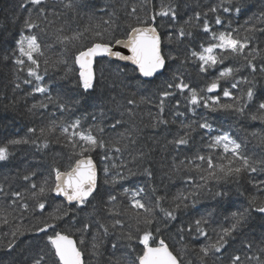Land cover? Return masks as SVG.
<instances>
[{"label":"snow or ice","instance_id":"6c2138e0","mask_svg":"<svg viewBox=\"0 0 264 264\" xmlns=\"http://www.w3.org/2000/svg\"><path fill=\"white\" fill-rule=\"evenodd\" d=\"M256 3L257 11L244 25L232 27L233 14L252 11L256 5H248L247 0H217L207 6L200 0L195 7L188 0H114L100 7L103 15L98 16L91 11L97 6L88 0H18L19 15L13 13L8 23L19 24L20 31L0 59L11 60L16 73H26L23 84L35 82L29 94L44 95L61 112L83 107L87 117L30 127L32 135L9 139L0 146V162L13 155L10 146L31 145L42 151L55 142L67 149L63 163L53 162L41 179L35 169H29L20 176L22 185L0 184V253L8 258L7 264H90L93 259L101 264L109 236L115 239L103 264H194L187 245L170 247L161 238L162 228L177 221L178 213L196 209L203 191L211 190L210 183H238L242 176L264 172V136L252 134L262 151L249 154L245 140L214 128L209 115L224 113L237 120L264 122V86L260 84L264 80V0ZM82 13L86 23L73 28V16L81 18ZM182 14L187 18L181 23ZM162 27L168 29L163 36ZM198 40L204 43L197 44ZM171 44L176 47L166 48ZM55 45L62 51L53 60L48 52ZM229 59L237 64L222 68L211 80L205 77L203 87L186 82L188 65L195 63L198 74H206ZM173 61L178 63L174 66ZM105 64L112 66L116 76L113 90L117 84L120 89L121 100L109 96L112 108L94 99L105 79L101 67ZM42 65L44 74L49 67L64 66L61 79L67 83L55 97L51 85L40 83L45 79ZM169 72L171 78L157 85L151 96L140 95L137 100L135 95H125L132 87L137 92L149 89ZM16 80L19 89V75ZM178 94L183 96L184 111L181 100H170ZM48 103H34L28 112L41 114L36 110L46 109ZM166 103L173 104V116L185 117L175 133L168 126L177 120L164 117ZM142 104L157 109L144 125L152 129L153 141L158 144L163 138L164 147L171 146L175 153L165 174L169 179L179 176L189 186L170 201L167 195L157 194L156 187L148 195L145 187L122 183L139 175L153 177V148L140 146L144 129L136 123ZM199 109L206 110L199 119H187V112L196 116ZM88 117L91 122L83 123ZM198 129L203 130V144L189 156L187 149ZM93 153L102 157V165ZM254 186L264 190V181ZM212 195L223 201L229 192L219 189ZM52 203L57 206L46 212V205ZM218 214H200L177 227L179 242L185 240L184 233L204 241L192 248L195 264H264V200L249 198L242 210L231 211L227 226L219 225ZM255 220L261 221L259 237L253 234ZM237 240L240 247L229 251ZM17 255L22 259H16ZM0 264H4L2 259Z\"/></svg>","mask_w":264,"mask_h":264},{"label":"trees","instance_id":"16d2710c","mask_svg":"<svg viewBox=\"0 0 264 264\" xmlns=\"http://www.w3.org/2000/svg\"><path fill=\"white\" fill-rule=\"evenodd\" d=\"M55 2V0H53ZM90 4L96 5V8H93L91 11L96 12L98 16H102L103 13L99 12L100 7H104L113 3L114 0H88ZM192 7L196 6V3L200 0H188ZM217 0H202L203 6H207L209 3H216ZM248 5H256L252 11H242L239 16L235 14L232 15V27H237L238 25H244L245 21L253 15L258 9L256 0H247ZM18 0H0V57H2L6 51L10 50L11 45L14 42V37L17 32L20 31L19 24L11 25L8 23V20L12 17L13 13L19 15L17 11ZM186 16H183V19H186ZM86 23V17L83 13L81 18H76L73 16L71 21V26L76 28L77 26H83ZM7 25L8 31H4L5 26ZM219 27V26H217ZM162 36L168 32V29L161 28ZM200 37H206L204 33H198ZM204 43V40H198L197 44ZM175 44L166 45V48H175ZM191 47V45H189ZM183 48V45L181 46ZM61 48L59 45L53 46L48 55L56 60L61 55ZM261 61L257 60L259 64ZM174 66L178 63L177 61L171 62ZM237 61L232 59L226 60L223 65H217L214 69H209L208 73H199L197 70V65L192 63L188 65L185 72L186 82L192 84L193 86H204L205 77L208 80L214 78L218 74L219 70L227 66L236 65ZM102 70L104 73L105 79L101 81V87H98L95 94V101L97 104L103 103L106 108H112L113 105L109 101L110 95H115L117 100H121V97L117 95V92L120 90L119 85H116V90H113L112 81L116 80L113 68L111 65L105 64L102 65ZM174 70V69H173ZM64 66L61 65L58 68L49 67L46 74L43 73L42 65V75H45L44 81H41V84L51 85L50 91L53 97H55L58 91L62 86L66 85V81L61 79L64 75ZM242 73L247 75V71L242 69ZM17 75L21 78V88L16 89L15 83L17 82ZM26 73H16L14 66L11 60L0 59V146H2L7 140L12 138H19L32 135L28 132L30 127H41L53 120H70L80 117H87V112L83 107H76L71 110V112H61L54 103H48L45 100V96L39 93L29 94L33 88L35 82L32 85H25L22 83V79ZM170 79L171 73H165L159 80H156L155 83L150 86L149 89H140L139 92L136 91L134 87L125 90V95L132 96L135 95L136 99L139 100L140 95L151 96L152 92L155 91L156 86L161 84L165 78ZM222 84L225 82L222 81ZM261 86H264V80L260 81ZM209 95H215L209 94ZM155 100L156 98L153 97ZM177 99L182 101L181 111H184L183 107V96L177 95L170 98L171 101H176ZM221 100L224 98L221 96ZM40 101H45L48 103L46 109H37L38 115H32L28 112V109L35 103L38 104ZM92 109L89 107L88 111ZM174 108L173 104L166 103L164 117L171 120H177L175 124H169V128L172 129L175 133L179 128V120L185 119V117H175L172 115ZM157 109L153 104H142L138 111L136 118V123L140 125L143 131V139L141 145L148 144L153 148L151 154V168L153 171V177L149 180L146 176H136L130 180L123 181L124 187L132 186H142L145 187L148 195H151V189L156 187L159 195H167L169 201L171 198L180 191H184L189 186L179 177L175 176L172 179H169V176L165 173L169 172V166L171 165L175 153L173 152L171 146L167 148L164 147L163 138L160 139V143H155L152 139V129L145 128L144 125L148 124L151 121L152 116H155ZM206 112L205 109H199L196 116H193L191 112L186 113L188 120L199 119V114ZM151 113V116L149 115ZM111 115V114H110ZM210 122L213 124L214 128H217L220 131H230L234 138H239L245 140L248 144L249 154L261 153V147L257 143V138L252 136L253 133H257L259 136H264V122L259 120L252 121L248 120H237L233 117L228 116L224 113H215L209 114ZM91 122L90 117L83 120V123L89 124ZM203 130H197L193 133L194 143L187 149V154L189 156L193 155L195 152L201 149L203 141L201 140V133ZM215 135V133H213ZM171 137H169L170 139ZM207 137L205 136V140ZM14 149L13 155L6 162H0V184L8 185L12 187H17L22 185L24 182L20 179L22 174L29 170L35 169L38 173L37 179H41L43 176H46L49 166L53 162L63 163L64 158L67 155V149L64 148L61 144L53 142L50 144L49 148L37 151L35 147L31 145H17L10 146V150ZM208 151L207 148L204 149ZM219 151V150H217ZM93 158L97 161L98 164L103 163L102 157H97L96 153H93ZM183 159V157H180ZM127 160V154L123 157ZM102 175V173H101ZM195 175V172L192 173ZM264 181V172L252 173L250 175L242 176L238 183H220L217 185L209 184L210 191L205 190L202 193L200 202L197 204L196 209H199L200 212L196 213V209H189L187 211L178 213L177 221L171 223V225L163 229L161 232V238L170 245V247L179 248L181 243L187 245V254L190 259L193 260L195 264V255L192 251V248L196 245L203 243L202 240H192L188 233H184L185 240L179 242V234L177 233V227L181 224H187L190 222L189 218L195 219L200 214L206 215L207 212H218L219 225L227 226L230 220L231 211H236L238 208L243 209L248 204V200L251 197H256V199L264 200V190L258 191L254 186L257 182ZM223 189L229 192V196L223 200L219 201V198H213L212 193ZM116 191H120V184L116 185ZM242 193V194H241ZM57 199V198H56ZM121 200H125L123 196L120 197ZM49 200H52V197H49ZM58 200V199H57ZM126 202V201H125ZM57 205L52 203L50 206L46 205V212H51L55 209ZM167 207V204H165ZM230 209V211H225ZM206 210V211H205ZM38 214V213H37ZM254 216L259 214L254 213ZM27 223V221H25ZM261 221L255 220L253 225V234L256 237H259L261 233ZM211 234V233H210ZM115 237L109 236L107 238V243L104 246L105 255L101 258V264L104 261H107L111 253V244L110 242L114 240ZM239 241H234L229 245V251L234 248H239ZM125 251V249H120V252ZM120 254L119 252L117 253ZM0 259L4 261V264H7V257H4L0 253ZM16 259H22L21 256L17 255ZM223 260H226L227 257H222ZM90 264H96V261L93 259L90 261Z\"/></svg>","mask_w":264,"mask_h":264},{"label":"water","instance_id":"95a60500","mask_svg":"<svg viewBox=\"0 0 264 264\" xmlns=\"http://www.w3.org/2000/svg\"><path fill=\"white\" fill-rule=\"evenodd\" d=\"M95 160V159H94ZM57 199H59V198H57Z\"/></svg>","mask_w":264,"mask_h":264}]
</instances>
